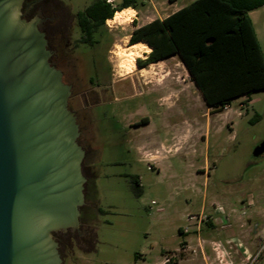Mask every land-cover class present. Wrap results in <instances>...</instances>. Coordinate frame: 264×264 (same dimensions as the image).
Masks as SVG:
<instances>
[{"label": "rangeland", "instance_id": "rangeland-1", "mask_svg": "<svg viewBox=\"0 0 264 264\" xmlns=\"http://www.w3.org/2000/svg\"><path fill=\"white\" fill-rule=\"evenodd\" d=\"M61 1L72 12L91 2ZM192 1L135 3L143 22L142 16L147 15L146 21L164 17ZM120 12L106 23L110 42L80 45L60 65L74 84V93L90 85L93 55L104 64L106 54L111 73L100 82L108 83V88L100 87L97 97L87 96L91 102L78 108V142L85 150L87 178L79 226L94 232L95 242L91 234L88 243L68 238L60 249L65 264H208L199 249L181 248V226L197 242L190 214L204 217L200 238L209 264H264V154L254 155L264 140V90L254 92L249 105L240 97L233 99L226 111L229 105L222 109L207 105L179 55L146 66L137 63L125 73L121 53L129 52L138 20H131L133 9ZM96 98L99 101L92 102ZM257 113L260 121L252 123ZM145 117L149 122L138 124ZM130 174L140 176V196L131 187ZM219 215L232 222L233 234L226 231L229 225L215 229L209 224V216L215 221ZM239 220H245L250 252L229 245L230 240H241Z\"/></svg>", "mask_w": 264, "mask_h": 264}, {"label": "water", "instance_id": "water-1", "mask_svg": "<svg viewBox=\"0 0 264 264\" xmlns=\"http://www.w3.org/2000/svg\"><path fill=\"white\" fill-rule=\"evenodd\" d=\"M24 1L0 0V264H65L54 232L79 228L85 150L71 85Z\"/></svg>", "mask_w": 264, "mask_h": 264}, {"label": "trees", "instance_id": "trees-1", "mask_svg": "<svg viewBox=\"0 0 264 264\" xmlns=\"http://www.w3.org/2000/svg\"><path fill=\"white\" fill-rule=\"evenodd\" d=\"M29 4L30 0L24 1L23 11ZM130 6L137 7L135 0H123L119 5L92 0L84 8L85 22L94 20L101 25L116 11ZM263 6L264 0H193L132 31L131 43L143 40L152 47L147 58L137 59V63L146 66L179 55L207 105L222 109L242 95L249 99L254 92L264 90V52L249 15ZM259 118L257 113L250 121ZM148 122L145 117L138 124ZM82 169L84 172L83 164ZM128 178L140 196V176L130 174Z\"/></svg>", "mask_w": 264, "mask_h": 264}, {"label": "flooded vegetation", "instance_id": "flooded-vegetation-1", "mask_svg": "<svg viewBox=\"0 0 264 264\" xmlns=\"http://www.w3.org/2000/svg\"><path fill=\"white\" fill-rule=\"evenodd\" d=\"M120 3L115 5H119ZM84 8L72 12L61 0H30L29 6L23 11V17L27 19L38 16L43 20L42 31L45 33L48 48L52 51L49 61L53 66L62 71L63 81L71 85L69 108L77 115L79 125V106L82 105V107H84L85 105H88L91 101H87V96L88 98H92V95L97 97L96 93L99 91V88L104 86L107 87L109 85L108 83L101 84L100 82L105 80L106 77H110V66L107 62L106 54L103 56L104 64L100 62L96 55H93L91 62L95 69V73L94 76L92 75L88 78V83L90 85L84 88L80 93H74V84L67 80L65 70L61 68L60 65L64 61L69 60L71 50L80 45L94 47L102 42H110L111 33L110 30L106 28V23L108 24V22L110 23V21H113L116 14L119 12L116 11L112 18H106L104 23L99 25L98 22L94 20L85 22L88 17L87 12L84 13L86 10ZM125 9L126 8L120 11L123 12ZM97 100L99 101V98H96V100L92 102ZM54 235L59 244V251L62 246L67 243L68 238L72 239L75 237V243H80L79 239H82V243H88L87 237L90 235L91 238H94L92 244L95 242L94 232L90 229L82 228L81 226L75 230L68 229L66 231H55Z\"/></svg>", "mask_w": 264, "mask_h": 264}, {"label": "crops", "instance_id": "crops-1", "mask_svg": "<svg viewBox=\"0 0 264 264\" xmlns=\"http://www.w3.org/2000/svg\"><path fill=\"white\" fill-rule=\"evenodd\" d=\"M172 1H177V0H172ZM113 4H118L117 3V0H112ZM115 2V3H114ZM120 3V2H119ZM187 5V4H186ZM183 6L185 5H177L176 8H175V11L179 10L180 8H182ZM127 8H132L134 10V13H133V17L131 18L132 22H134L135 20H138V25L137 27H140L150 21H152L153 19L155 18H165L166 16H168L169 14L173 13H169L167 14L166 16L162 17V16H159V17H155V18H151L149 20H145L146 16H142L143 17V22H139V18H140V15H141V12L138 8H135V7H127ZM262 8V7H261ZM174 11V12H175ZM249 15L253 21V24H254V28H255V31H256V34H257V37H258V40L260 42V45H261V48L264 52V9H255V10H252L249 12ZM136 27V28H137ZM147 43V42H146ZM148 44V43H147ZM149 45V44H148ZM150 46V45H149ZM151 47V46H150ZM149 52H147L146 54H148ZM146 57V55H145ZM134 70V69H133ZM240 99H241V102H243V100H247V105H249L253 99H252V96L248 99L246 97V95H242L240 96ZM230 109V104L229 106L227 107V110L228 111ZM261 118V117H260ZM259 118V119H260ZM258 119V120H259ZM257 120V121H258ZM256 121V122H257ZM260 121V120H259ZM232 124H234V122H232ZM232 129V128H231ZM208 151H209V145H208ZM151 158V157H150ZM191 215V214H190ZM189 215V218L192 222V228L191 230L196 233V237H197V242L196 243H193L192 242V235L190 234V230H188V228H184L183 226H181L179 228V231L182 233L183 235V240H182V245H181V248L183 251H186L187 249H192V246L194 247V251L196 249H199L200 251L203 252V255L205 256V260L207 261V263L209 264V261L206 259V247H205V241L203 239L200 238V232L203 231V228H204V223L202 224L196 217L195 218H191V216ZM211 218V219H210ZM215 221L213 220L212 216H209V224L213 227V228H217L218 227V224H223L225 226H230V227H226L228 232H231L232 231V234H233V230L231 229V223L228 219V217H220L219 216H215ZM251 218V217H250ZM250 218H247L246 219V222L249 220L250 221ZM226 221H229L230 223L226 222ZM239 224H238V233L240 235V239L239 242L238 241H231L230 240V247H237L238 250L246 253V252H250V249L252 248V243H251V239L248 237L247 238V230L245 227H244V224H245V220H239L238 221ZM224 228V227H223ZM225 228V229H226ZM235 232V231H234ZM231 238V237H230ZM253 242V241H252ZM235 243V244H233ZM237 244V245H236ZM235 245V246H234ZM196 247V248H195ZM236 248V249H237ZM178 249V248H176ZM155 264H166L165 261L164 262H157Z\"/></svg>", "mask_w": 264, "mask_h": 264}, {"label": "bare ground", "instance_id": "bare-ground-1", "mask_svg": "<svg viewBox=\"0 0 264 264\" xmlns=\"http://www.w3.org/2000/svg\"><path fill=\"white\" fill-rule=\"evenodd\" d=\"M125 10L131 12L132 8H126ZM128 51L129 52L126 54H124L125 52L121 53V55H125L124 63L121 64L122 71H125V73L131 72L133 68L137 65V58L145 57L147 52L152 51V47H150L149 45L146 46L144 44V41H137L128 46Z\"/></svg>", "mask_w": 264, "mask_h": 264}, {"label": "built area", "instance_id": "built-area-1", "mask_svg": "<svg viewBox=\"0 0 264 264\" xmlns=\"http://www.w3.org/2000/svg\"><path fill=\"white\" fill-rule=\"evenodd\" d=\"M108 1H110V2H112V0H108ZM153 203H155V201L153 200L152 201ZM191 216V218L193 217H196L195 215H190ZM198 219L200 220V222H202L203 220H204V217H202V215L200 214V215H198ZM207 219V217H205V220ZM207 221V220H206Z\"/></svg>", "mask_w": 264, "mask_h": 264}]
</instances>
